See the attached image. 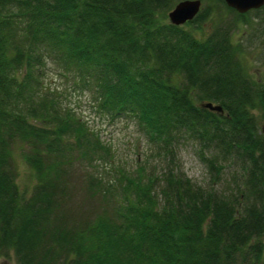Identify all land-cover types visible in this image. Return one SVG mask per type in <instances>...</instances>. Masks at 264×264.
Wrapping results in <instances>:
<instances>
[{
  "label": "trees",
  "instance_id": "1",
  "mask_svg": "<svg viewBox=\"0 0 264 264\" xmlns=\"http://www.w3.org/2000/svg\"><path fill=\"white\" fill-rule=\"evenodd\" d=\"M179 1L0 0V264H264V83L232 38L243 15L201 0L173 26ZM52 55L101 113L135 117L165 152L182 135L198 141L215 151L209 170L236 161L241 184L225 194L172 171L111 173L100 136L44 89ZM16 153L34 174L28 199Z\"/></svg>",
  "mask_w": 264,
  "mask_h": 264
},
{
  "label": "rangeland",
  "instance_id": "2",
  "mask_svg": "<svg viewBox=\"0 0 264 264\" xmlns=\"http://www.w3.org/2000/svg\"><path fill=\"white\" fill-rule=\"evenodd\" d=\"M263 14L245 13L241 23L234 28L233 40L241 44V60L250 77L264 83V21ZM220 23L233 21V16L224 14ZM168 20V19H167ZM218 18L206 22L202 32L209 34ZM225 20V21H224ZM201 37V32H197ZM43 87L51 92L59 105L70 110L75 119L86 123L87 128L100 136L103 145L110 151V161L106 163L111 173L127 171L131 174L143 172L146 177H161L169 171L189 179L193 184L211 189L217 193L230 194L242 182L243 176L236 161L219 160L218 177L216 171H210L203 160L215 154L214 150H205L203 146L188 136H180L170 152H165L159 145L148 141L137 119L129 115L106 116L94 103L93 87L84 89L80 78L72 69L64 70L55 55L39 67ZM56 97V98H55ZM259 128L264 132V119L259 117ZM82 123V124H83ZM85 125V126H86ZM208 151V152H207ZM16 183L22 199H28L35 184L34 174L16 153ZM264 241V239H263ZM4 262V260H1ZM6 264H15L11 258Z\"/></svg>",
  "mask_w": 264,
  "mask_h": 264
},
{
  "label": "water",
  "instance_id": "3",
  "mask_svg": "<svg viewBox=\"0 0 264 264\" xmlns=\"http://www.w3.org/2000/svg\"><path fill=\"white\" fill-rule=\"evenodd\" d=\"M226 6L233 9L238 14H245L251 10H258L264 6V0H222ZM201 0H182L168 12L167 19L173 26H182L185 23L192 21L201 9ZM203 108L210 111L222 113L220 106L212 104H203Z\"/></svg>",
  "mask_w": 264,
  "mask_h": 264
}]
</instances>
